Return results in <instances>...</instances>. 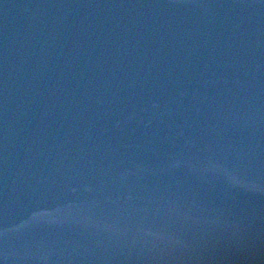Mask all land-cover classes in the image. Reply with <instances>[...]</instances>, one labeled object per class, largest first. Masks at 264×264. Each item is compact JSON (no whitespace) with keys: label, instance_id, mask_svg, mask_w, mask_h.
I'll use <instances>...</instances> for the list:
<instances>
[{"label":"water","instance_id":"1","mask_svg":"<svg viewBox=\"0 0 264 264\" xmlns=\"http://www.w3.org/2000/svg\"><path fill=\"white\" fill-rule=\"evenodd\" d=\"M0 264H264V0H0Z\"/></svg>","mask_w":264,"mask_h":264}]
</instances>
